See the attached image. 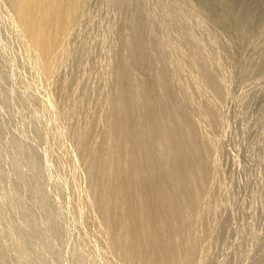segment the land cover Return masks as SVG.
Returning a JSON list of instances; mask_svg holds the SVG:
<instances>
[{
  "label": "rangeland",
  "instance_id": "374dc122",
  "mask_svg": "<svg viewBox=\"0 0 264 264\" xmlns=\"http://www.w3.org/2000/svg\"><path fill=\"white\" fill-rule=\"evenodd\" d=\"M144 1L146 2H144L145 7L143 2V5H141L143 8L138 5L141 0H123L124 3L121 0H87L88 4H84L82 8L84 10L78 18L72 32L73 34L70 35L71 37L69 36L70 39L68 38L69 42L66 44L65 56H62L61 66H58L59 72L57 68V73H55L58 77L53 75L49 80H53L52 84H50L47 82L45 73L41 71L38 58L33 55L35 54L34 51L32 52L33 49L29 46L24 34L19 29L8 0H0V253L2 254L3 252L0 255V264H125L120 247L111 238L112 228L104 223L98 212L100 198L109 197L110 192L107 188L101 189L98 186L102 165L101 147L90 141H92V138L96 139L97 135L99 137L102 136L100 130L104 129L106 114H108L109 108L111 110L110 101L112 100L113 92L115 93L117 89H122L123 87L122 80L114 78L121 71V68L124 69L129 62L132 69L128 65V70H132L134 77L137 80L141 79L142 83H144L138 85L141 92L147 95L150 94L156 99H160L162 96L159 92L156 94L155 90V76H157V71L161 72L162 69L160 67L161 69L158 70L160 65L163 66V72H165V67H168V65V69H170V65H176L175 67L173 65L176 71L184 67L185 72L182 70L184 73L180 69L178 73L171 71L172 67L168 73L167 70L165 72L168 74H165L167 75V81L174 88L178 89L176 86L179 80H175L180 79L182 76L183 78H181L179 84L182 85L183 83L184 85H179L180 88H184L185 85L189 86V88L188 86L185 87V90L183 88L180 89L184 90V94L181 93L182 95L180 96L174 93L173 100L177 102L178 97L182 101L183 97L187 96V99L183 100L186 104L183 101V103L179 101L178 104L181 103L186 106L187 100L190 99L188 97L192 98V95L196 92L193 98L197 97L198 92H202L200 90H204L206 93L209 91V94H212L214 85L217 89L216 91L215 86L213 87L214 91H216L214 92L215 98L212 95L211 99H205L206 94L203 96L204 92H202L201 95L199 94L200 96L194 98L196 99V106L193 102L194 99L188 101V104L191 105L193 103V106H186V108L184 106L185 110L189 109L186 112L189 113L191 111V115L194 116L191 117L189 113L190 118H194V120L197 118L194 121L195 123L200 121L197 126H203L202 130L199 128L200 132L198 134L200 135L201 133L200 138L208 136L209 140H207L210 141L209 143L204 140L207 137L202 138L201 142L205 148L207 146V149L210 146L208 156L211 152L212 156L211 160L209 156V162L211 163H209L210 173L208 171L209 175L207 184H205L204 194L195 207L193 225L188 229L179 247V257L182 263L264 264V37H262L264 28L259 27L262 30L261 33L260 29L257 31L258 20L253 25L255 28L251 27L253 28L252 31L256 29L255 33L257 34L254 37L252 35L254 40L250 36L252 40L248 39L250 37H246L247 42H244L249 45V42L253 41L255 45L250 42L249 46L258 48L255 47L253 49L252 47L249 49L250 47L246 45L250 51L248 52L246 47L240 45L235 48L231 47L232 44L230 43L232 42L228 37V39L222 37V41H220L221 38L217 40L221 36H217L214 33L218 32L219 27L214 24L215 27L211 21L212 24L210 25H213L215 29L208 25L210 22L207 23L209 21L207 20L208 18H205L207 15L206 13H204L206 16L203 14L205 17L201 15L203 12H199L201 10L199 9L200 4L196 2L197 0ZM189 1H192L194 5H199H191L192 2L190 3ZM257 5H259V8L264 7V0L262 2L260 0ZM139 7L141 9L140 16H138L139 10H137ZM148 7L151 8L148 9ZM141 12H145L149 18L144 16L143 13L141 15ZM168 12H173L174 14ZM169 14L170 16L168 17ZM175 14L180 16L178 15L177 17ZM132 15L139 18L142 16L143 22L140 20L141 18L136 17L138 24L140 22L142 24L144 21L148 23L144 17L150 20L148 24L144 23L143 31H141L142 34L146 32V36L143 34L146 38L142 35V41L144 40L142 45L145 43L144 45L147 48L144 45L143 47L153 56L151 57L147 52L148 60H151H147L150 65L146 61L147 65L146 63L143 65L141 63L139 66L138 63L140 61L137 59L139 57L136 58L137 60L134 58L140 55L138 51L136 52L138 55L135 53L137 50L134 47L135 44L133 45L132 43L131 45V41L130 43L128 42L127 44L132 47L130 46L127 49L129 46L125 44L127 45L125 47L122 42H125V40L126 42L127 40L134 42L133 39L136 40L135 36L138 33L137 29L139 27V29L142 28V25H139V27L135 26L137 25L136 18L133 19ZM128 16H131L136 22L135 25V22L131 21V17L129 19ZM199 16L201 19L203 18L205 23H202L201 19L199 20ZM157 17L160 19L158 22L154 21L158 19ZM173 17L177 18V20ZM181 19L184 21L182 26L190 23L189 26L186 25L184 31L183 27H177L185 32L183 35L178 33V29H173L174 23L176 25H179L180 21L182 23ZM127 20H130V22ZM175 20L176 22H174ZM188 20L189 22H187ZM191 24H193L192 26L195 30L198 26L200 28H198L199 33L196 31L200 35H196L195 30L192 34V31L187 30L192 38L193 35L199 36V38L197 37L198 39L194 36L193 39H197L194 43H192L193 39L189 38V34L185 30L191 29ZM202 24L205 27L209 26L208 30L205 27L203 29L204 25L202 26ZM200 26H202V31L210 32L212 29L213 33L202 32ZM154 27L157 28L155 29ZM250 30L248 32L253 34L254 31L252 33ZM129 32L132 33V36ZM127 33H129V37ZM208 33L214 35V38L217 36V38H212V35L209 37ZM184 34H186V41L182 42L185 39ZM123 36L125 37L122 40ZM157 41H159L158 43L161 42L160 45L163 49H158L160 45L157 46ZM258 41H260V44ZM162 43L165 48H169L170 52L172 50V57ZM186 43L189 45V49ZM189 43H192L193 47L191 46L190 48ZM151 47L152 50L150 49ZM230 47L236 50L232 49L234 50L232 51ZM182 48L187 50L184 51ZM244 48L247 51L244 50L245 52H243L242 49ZM130 49L134 52L129 54L131 52ZM154 49L159 50L158 52L160 53L162 52L161 50L165 49L168 53L164 50L165 55L161 54V57L159 53L156 52L157 55L154 53L160 57L158 58L152 54L156 51ZM181 53L187 58L182 57ZM128 54L130 56L134 54L135 56L132 55L133 59L137 62H132L133 59ZM174 55L178 58H175L176 56ZM199 55L204 59L199 58ZM221 55H223V59L220 58ZM162 56L163 61L161 60ZM88 57H92L90 58L92 61L93 58L97 59V66L96 64H94L96 67L93 66L96 69L97 67L99 68V64L101 65L102 62L106 61L97 70L102 73L97 72L96 69L94 70L92 66L90 67L91 61L87 63ZM126 57L130 60H127ZM169 57L171 62L164 60ZM179 57L186 60L183 63H186L187 68L186 65L182 66L183 63L176 64L177 59L180 63L181 59ZM172 58H175L174 60L176 61L172 60ZM122 59L127 61L126 65L122 66L119 64L118 61L121 60L120 63H122ZM223 60L225 62H222ZM96 61L92 62V64L96 63ZM187 61L191 64L189 68ZM220 62L225 63L226 66L224 65V67ZM177 65L178 67L180 65V67L178 68ZM101 67L104 69L101 70ZM105 70L107 72H110V70L114 71L108 74ZM170 71L173 74L177 73L175 76L170 75L175 80L170 78ZM186 71H189V74L192 72L191 74L193 75H189L192 80L190 84L188 83L190 77L187 79L188 73ZM89 72L96 74H93V78L95 76L97 78V74L100 75L97 78L98 81L96 80L94 83L93 81L95 80L92 78L91 80L88 79L92 77V75L88 76L91 74ZM83 73L88 74L87 77L86 75H84L85 77L82 76ZM181 73H187L185 78ZM195 75L197 78L200 75L199 79L203 77V80L200 81L202 84L209 85L211 89L206 91L208 86L205 88L204 85L201 89L196 84L200 89L198 91V87H196L195 90L197 91H194L193 88L197 79L194 78ZM54 76L57 78H54ZM101 76L105 77V81L108 82L106 83L104 78H100ZM108 77L113 80H107ZM84 78L90 80L86 79L88 82H92L88 84L94 85L89 86ZM100 79H103V81L101 80L102 82L99 83ZM198 80L196 83H199ZM185 81L186 83H184ZM82 83L86 86L84 87ZM76 84H80L84 88L87 87V89L89 86L90 90L83 88L84 90L82 91L81 86L79 87ZM75 85L77 86L76 88H81V93L78 92L80 91L79 89H75ZM95 85H99V87ZM191 85H193V88ZM95 89L98 90L96 91ZM85 90L89 93L87 91L84 92ZM186 90H189L188 93H190V90L191 93H195L190 95ZM179 91L178 93L180 94ZM79 93H85V95L87 93L88 96L86 95L85 97L83 95V98ZM175 95L176 97L178 96L177 99L174 97ZM88 98V103L94 106L91 107V105L89 106L88 103H85ZM216 98L217 100L214 102ZM205 100L206 104H210L213 100L212 105L215 103L217 106L214 104L215 108L212 105L210 108V105L207 106L203 103ZM208 100L211 101L209 102ZM124 101L123 97L119 98V108L122 109ZM189 102L192 103L190 104ZM102 103L109 105V108ZM98 104L99 106L100 104L102 105L100 106L103 110L102 113L99 106L97 108L95 106ZM78 106H84L83 109L81 108L82 111ZM85 106L87 107V112L95 111L99 118L101 117L99 119L98 116H92V114L94 115L93 112L91 114L85 113L88 114L85 115L87 116L86 121L89 119L88 125L92 123V121H89L93 120V118L99 119L96 122H98V125L101 124V126H98L95 123V119L93 120L92 128L95 127L96 131L89 129V134L93 135L88 138L84 137L85 132H83L85 130L86 132L88 131V129L84 128L87 124L84 120L85 116L82 115L85 112L84 108L86 110ZM198 106L200 107L198 108ZM201 106L202 108L204 106V110L207 109L208 111H202ZM104 107L106 111L103 109ZM196 107L200 110H197ZM192 108L195 110L192 111ZM158 109L159 111L162 110L163 106L159 104ZM214 109H218L216 110L218 113H214L217 114L216 116L219 117V120L213 115ZM73 110L74 112H72ZM207 112L211 113L210 118ZM134 114L139 120L144 118V112L140 107L136 109ZM77 115L84 116V118L81 116L83 120L80 119V116L77 119ZM89 115L93 118L91 119ZM214 118L218 122L214 121L215 124L214 122L211 124L210 121L215 120ZM79 119L80 123L78 124L80 125L77 124ZM102 123H104V126H102ZM79 128L84 130H81V132ZM89 128H91L90 125ZM196 128L198 131V127ZM203 131L204 134L206 132V135H203ZM116 134L121 136L120 131H117ZM94 135L96 137H93ZM213 148L215 149L214 152L210 150Z\"/></svg>",
  "mask_w": 264,
  "mask_h": 264
},
{
  "label": "bare ground",
  "instance_id": "6f19581e",
  "mask_svg": "<svg viewBox=\"0 0 264 264\" xmlns=\"http://www.w3.org/2000/svg\"><path fill=\"white\" fill-rule=\"evenodd\" d=\"M86 1L87 0H8L9 6H11L10 8H12V11H13L12 13L15 16L17 25H18L19 29L22 31V33L24 34L25 39L29 43V46L33 49L32 52L34 51L35 54H33V53L32 54L36 58H38L37 60H39L38 62H39V66L42 69L41 71H43L45 73V76L47 77V82H49L50 84H52L51 82L53 80H51V81H49V80L51 77H53V75H56L58 77V75L55 73H57L56 72L57 68H58V72H59L58 66H61L60 64L62 61V56L63 57L65 56L64 53H66V48H67L66 44L69 42L68 41L70 39L69 36L71 34H73L72 32H73L75 25L77 24L78 18L80 17L82 11L84 10V9H82L84 4H88ZM124 1H126V0H124ZM259 1L260 0H197L196 2H198L200 4V5L199 4L198 5L200 6L199 9L201 11H199V10L198 11L203 12L202 14L201 13L200 14L203 15L204 13H206L207 17H205L206 16L205 14H204L205 16L204 15L203 16L205 18H208L207 20H209V21H207V23H209L211 21L213 23V25L215 24L216 26L219 27L218 32H216L217 29L214 30L217 33V34L214 33L215 35L221 36L218 38L216 36L217 40H219V38H221L220 41H222L223 40L222 37H224V39L228 37L229 39H231V42H232V43H230V44H232L231 47L235 48V47H238V45H240L242 47H246L247 44H245V42H244L247 40L246 37H250V36L252 37V35L254 37V35L257 34V33H255L256 29L253 30L255 34L252 31V29L255 28L253 25L257 22V20L259 22L256 25V27L258 26L257 31H259V29L262 27L264 28V7L263 6L261 8L258 7L259 5H257V4H259ZM102 2H104V1H102ZM121 2H123V0H121ZM142 2L144 4L145 1L141 0V3L139 2L140 4H138V3H136V4L141 6V5H143ZM187 2H185V3H187ZM261 2H262V0H261ZM180 3H182V2H180ZM125 5H123V6H125ZM170 5L172 6V4H170ZM191 5H194L193 2ZM196 5H194V6H196ZM141 7H143V6H141ZM144 7H145V4H144ZM84 8H86V7H84ZM133 8H135V7H133ZM150 8L148 7V9H150ZM160 8H161V6H160ZM152 9H151V11H152ZM163 9H164V7H163ZM163 9H160V10L164 11ZM185 9H186V6H185ZM196 9H198V7H196ZM137 10H139L138 11V14H139L140 10H141L140 7ZM142 10H144V9H142ZM182 11H184V10H182ZM149 12H150V10H149ZM130 13H132V12H130ZM142 13L144 14V16L149 18V16H147V14H145V12H141V15H142ZM168 13H171V12H168ZM135 14H137V13H135ZM162 14H163V12H162ZM162 14H160V15L162 16ZM179 14H175V16L177 15V17H178ZM189 14H188V16H189ZM156 15H154V16H156ZM186 15H187V13H186ZM138 16H140V14ZM138 16L134 17V15H132L133 19L136 17L139 18ZM169 16H170V14L168 15V17ZM200 16H199V20L201 19ZM130 17H129V19H130ZM132 17H131V21H134L132 19ZM137 18L135 19L136 22H137ZM148 18L144 17V19L145 20L147 19V22L149 23L150 20H148ZM150 18H152V17H150ZM157 18L159 19V17H157ZM171 18H172V16H171ZM173 18L177 20V18H175V17H173ZM158 19L154 20V21H157V22L160 21V19L159 20ZM167 19L169 20V18H167ZM174 19H172V20H174ZM196 19H197V15H196ZM140 20L143 22L142 18ZM176 20L174 22H176ZM201 20H202V23H205V22H203V18ZM127 21L130 22V20H127ZM205 21H206V19H205ZM136 22L134 23V25L136 24ZM174 22H172V23H174ZM187 22H189V20ZM211 22L208 25L211 26L212 28H214L213 25H210V24H212ZM144 23H146V22L144 21ZM144 23L141 24V22H140V24H138V22H137V25H135L138 27H139V25H142L141 29H139L140 27L139 28L137 27L139 30L137 29L138 33L136 32L137 33V35L135 36L136 40H134L131 37L132 33L129 32L131 35L130 38H132L135 43L132 42V40H127V42H126V40H125V42L122 41L124 43V45L127 44L128 42L130 43V41H131V43H130L131 45H132V43H133V45L135 44L134 47L137 50L135 51L134 48H133V50L135 51V53L138 51V53L140 55H138V53H136V55H138V56H135L134 54H132V55L135 56L134 57L135 59L137 57H139V58H137L138 61H140V63H138V65L141 63H142V65L145 63L147 65V62L151 61V60H148L147 55H148V53H149V55H151V54L146 49L147 47L144 45L145 43L143 45L146 48L143 47V45H142V42L144 41V40L142 41V35L143 34L145 35V33H146L145 31H144L145 33H143V34L141 33V31H143L142 29H143ZM148 23H146V24H148ZM199 23H200V21H199ZM199 23H196V24L201 25ZM182 24L184 25L183 20H182V23L180 21L179 25H176L174 23V25H173L174 27L173 26L172 27H173V29L174 28L178 29L177 27L180 26L181 28L183 27L182 29L184 31V28H186V25H188V26L190 25V23H188V24L186 23L185 26H182ZM175 25H176V27H175ZM192 25L193 24H191V26H190L193 28V29L191 28L192 30L190 28L185 29V30L186 31L187 30L192 31L191 34L196 32V31L198 32L200 29L199 26L195 30ZM203 25L204 24H202V26ZM130 26H131V24H130ZM202 26H200L201 31L204 29L205 25L203 26V29H202ZM252 26H253V28H251ZM208 27L206 26L205 28L208 30ZM250 28H251V30H250ZM182 29L181 30L178 29V33H182L181 35H183V33H185L182 31ZM209 29H211V28H209ZM179 30H180V32H179ZM249 30L252 31L253 34H251V32L249 33L248 32ZM188 31H187V33H188ZM261 31L262 30L260 29V33H261ZM263 31H264V29H263ZM197 32H196V35L199 33V32L198 33ZM202 32H204V31H202ZM207 32H209V31H207ZM207 32L205 30L204 33H207ZM210 32L213 33V30L211 29ZM129 33H127V36L129 35ZM209 33H208V36L210 37L212 34H209ZM186 34H184L185 37L184 36L183 37L185 39L183 41L181 40L182 42L186 41ZM191 34H189L190 39H193L194 36H195V38H197V37L199 38V36L196 37V35H193V38H192L190 36ZM248 34H250V35H248ZM198 35H200V34H198ZM205 35H207V34H205ZM145 36H144V38H146ZM212 36H213L212 38H214V35H212ZM124 37L125 36L122 37V40ZM181 37L182 36H180V38ZM251 37L248 39H251ZM253 37H252V39H253ZM262 37H264V35ZM187 38H188V36H187ZM216 38H214V39H216ZM258 38H257V40H258ZM181 39H183V38H181ZM196 40L193 39L192 40L193 42L192 41H189V42L194 43V41L196 42ZM187 41H188V39H187ZM158 42L159 41H157V43ZM250 42L254 43V45H255V42H253V41H250ZM250 42H249V45H250ZM258 42L260 44V41H258ZM160 43H158L157 46L160 45ZM187 43H186V46L188 45ZM192 43H189L190 48L193 45ZM242 43H244L243 45H245V46H243ZM130 44L129 45L127 44L129 46V47H127V49L130 48V46H131ZM127 45H125V47ZM162 45H163V43H162ZM249 45H247V46H249ZM186 46H185V48H187ZM240 46H239V48H240ZM154 47L156 48V46H154ZM163 47L165 48L164 45H163ZM231 47H230L231 50L234 49ZM252 47L253 46H251L249 49H251ZM255 47H253V49ZM260 47H261V45H260ZM159 48L163 49V48H161V45H160V47L158 46V49ZM223 48L226 49L227 47H223ZM256 48H258V47H256ZM131 49H130V51H131ZM150 49L152 50V47ZM150 49H149V51H150ZM165 49H167V47ZM182 49H184V48H182ZM188 49H189V45H188ZM249 49H248V52H250ZM133 50L131 52H129V50H128L129 54L134 52ZM155 50L156 49H154V51ZM164 50H161L162 51L161 53L158 52L159 50L158 51L156 50L152 54L157 52L160 54L159 56L161 57V54L165 55V52L168 53L169 48L167 49L168 51L165 50V52H164ZM185 50H187V49H184V51ZM234 50H236V49H234ZM234 50H232V51H234ZM242 50H243V52L247 51V50H245V48ZM184 51H183V53H184ZM171 52H172V50H171ZM171 52L169 51V54H171V57H172L173 53H171ZM157 53H156V55H157ZM240 53H241V49H240ZM247 53H245V54H247ZM169 54H167V55L169 56ZM132 55L131 56L129 55V56H130V58L133 59ZM201 55L205 56L203 54H201ZM159 56H156V57L160 58ZM163 56H162L161 60L163 59ZM174 56H176V55H174ZM222 56L223 55H221L220 58H222ZM151 57H153V56L151 55ZM151 57L149 56V58H151ZM182 57L185 58V56H183V54H182ZM90 58H92V57H90ZM90 58H89V60H87V63H88V61H91L90 67L91 66H92V68L96 67L97 66V61H96L97 59L95 60V58H93V61H92ZM175 58H178V57L176 56ZM199 58H201V56ZM170 59L171 58L169 57L168 59H164V60L169 61ZM174 59L172 58V60H174ZM182 59L180 60V63H179L178 59H177V61L176 60H174V61L177 62V63L175 62L176 64H181V63H183V61L184 62L186 61L185 59H183V60ZM94 60L96 61V63L92 64V62H95ZM122 60H123L122 63H120L121 60L118 61L119 64H121L122 66L126 65L127 61L124 59H122ZM127 60H130V59L127 58ZM136 60L133 59L132 62H134ZM159 61H160V59H159ZM167 61H166V63H167ZM104 62H106V61H104ZM104 62H102L101 65L99 64V68L98 67H97V69L94 68V70L96 69V71H97L98 69H100V66H102ZM132 62H131V64H133ZM169 62H171V61H169ZM222 62H225V61L223 60ZM222 62H220V63H222ZM129 63H127V65L124 67V69L121 68V71L119 73H117V75L115 74L117 78L114 76L115 77L114 79H116V80L121 79L122 80L123 87H122V89H117L115 91V93L113 92L112 100L110 101L111 110L109 108V105L107 106L106 104L102 103L103 105H106L110 110V112H109L108 108L106 107L108 110V114H106L105 126L103 125L104 123H102V126H104V129H102L103 133L100 130V133L102 134V136L99 137L97 135V137H98V139H97V137L94 135L93 137H96V139L92 138V141H90L91 140V138H90V140H89L92 143L94 142L95 145H99L101 147L102 165L100 168V175H99L100 181L98 183V186L101 189H103L105 187L110 192L109 197L100 198L99 205H98L99 206L98 212L100 213L101 218L104 221V223L106 225H109L112 228L111 238L120 247L121 254L123 256V261L125 264H183L182 261L180 260V257H179V249H180L179 247H180V244H182L184 237L187 234L188 229L191 228V226L193 225V222L195 219V214H194L195 213V207L199 203L200 198H202L201 196L204 194L205 184H207L206 182H207L208 175H209L208 171L210 173L209 156H210V160H211V156H212L211 155L212 152H211V154L209 153L210 155L208 156V152H210V151H208L210 146L207 149V146L205 148L203 146V143L201 142V139L202 138L204 139L205 136L204 137L202 136L200 138L201 133H200V135L198 134V132H200L199 128H201V130H202L203 126L202 125L197 126V123L198 122L200 123V121H197L195 123L194 121H196L197 118L195 117L196 120H194V118H190L188 114L190 113V115H191V111H189V113H187L186 111L189 109L185 110V108H186V106H193L192 105L193 103L191 102L192 103L191 104L189 102L191 104V105H189L188 101L191 99L193 100L194 98H197L198 96L201 95L202 92H204V90H200V91H202L201 93L198 92L200 95L197 94V97L195 96L193 98V96L196 95L197 92L191 93V90L193 91V89H194V91H197L198 89H200V87L202 89V86H204V85H205L204 86L205 88H207V86H208L206 91H208V89H211V88H209V85L202 84L201 81L203 80V77L201 79H199L200 75L198 76V78L195 75L194 78H197L196 82L199 79L198 80L199 83H196L194 81L195 86L193 88L192 86L194 85V83L192 82L193 85H191V87L193 89L191 88L190 93H188L189 90H186V92L190 95H192L194 93L195 94L192 95V98L190 96L188 97L190 99L187 100V105L186 106L184 105L185 106V108H184L183 104H181V103L178 104V102L180 101L178 96L182 95L181 93L184 94V90H185L184 88L187 87L188 85L187 86L185 85L184 88L183 87L180 88V86L184 85L183 83H182V85L179 84L180 80H181V78H183V76L177 80H175L173 77H171V76H175V74L177 75L178 70L180 69L179 68L180 65H179V67L177 65V67L179 68L177 71L174 68L176 65H174L173 63L172 64L174 65V67H173V65L172 66L170 65V69H168V67H169V65H168V67H165L166 69L164 68L165 72L167 70V73L169 70H171V67L174 69V70L172 69L171 71L177 72V73L173 74L170 71L169 76L171 75L170 78H173L175 81L179 80L178 85L176 84L177 82L175 83L177 86L174 84L176 87H178V89L174 88L171 85V83H169V81H167L166 76L168 74L163 72L164 71L163 66H161L160 64H159L160 66L158 65L159 66L158 70L161 69L160 67H162V69H161V72L157 71V76H155V79H156L155 80V82H156L155 90H156V94L159 92V94H161L162 96L160 97V99H156V98H154V96H152L150 94L147 95V94H143L141 92L140 87L138 85L140 83H142L143 81L140 79L141 82H139L140 80L138 79L139 80L138 81L136 79V77H134V75L132 74L133 71L131 70L132 71L131 72L128 70L127 66L129 65ZM148 63H149L148 65H150V62H148ZM152 63H154V62L152 61ZM163 63H162V65H163ZM187 63H188V68H189L190 67L189 65H191V64H189L188 61H187ZM94 64H96V66ZM134 65H135V63H134ZM183 65L185 66L186 63H183L182 66ZM224 65L226 66L225 63L223 64V66ZM129 66H131V65H129ZM101 68H102L101 70L104 69L103 67H101ZM181 68L182 69H180V70L181 71L183 70L185 72V70L183 69L184 67H181ZM186 68H187V65H186ZM86 69H88V68L86 67ZM130 69H132V66ZM190 70H191V68H190ZM96 71H95V73L99 72V71H97V72ZM105 71L107 72V70H105ZM113 71L110 70L111 73ZM84 72H86V71H84ZM110 72L108 71L107 73L110 74ZM186 72L188 73V75H187V73L186 74L181 73V74L184 75V78L186 75H187V79H188V77H190V81L189 82L187 81L190 84L192 81L191 76H193V75L191 74L192 73L191 71H190L191 76H189L190 75L189 71H186ZM99 73H102V72L100 71ZM103 73H105V72H103ZM89 74L90 75H88V74L87 75L89 77L92 75V77H90L88 79L91 80V78H92L93 80H95V81H93L94 83L96 82L97 78L100 76L97 74L98 77L95 78L96 77L95 76L94 77L95 79H94L93 78L94 72H93V74H92V72H89ZM105 74H104V76H105ZM165 74H167V75H165ZM84 75H86V73L82 74V76H84ZM87 75H86V77H87ZM94 75H96V74H94ZM45 76H44V78H46ZM56 76H54V78ZM178 76H180V75H178ZM178 76H177V78H179ZM105 77L101 76L100 78H104V81H105ZM109 77L107 78V80L111 79ZM54 78H52V79H54ZM84 79L86 80L87 78H84ZM87 80H86L87 84L92 83V82H88L90 80H88V81ZM101 80L103 81V79H100L99 83L102 82ZM111 80H113V79H111ZM111 80H109V81L111 82ZM205 80H206V78H205ZM171 81H173V80H171ZM175 81H173V82H175ZM54 82H55V80H54ZM105 82L107 83L108 81H105ZM84 83H85V81H84ZM184 83H186V81ZM58 84H59V81H58ZM142 84H144V83H142ZM196 84H198V86H200V87L196 86ZM76 85L77 86L79 85V87L81 86L80 84H76ZM76 85H75V89H79V88H76L77 87ZM82 85H83V83H82ZM88 85L90 86L92 84H88ZM83 86L85 87L86 85H83ZM83 86H81L82 91L84 89H87V87L84 88ZM89 86H88V89H89ZM95 86H97V85H95ZM97 87H99V85ZM196 87H198L197 90H195ZM213 87H212L213 93L210 92L212 94H209V91L207 93L204 92L202 94L203 96H204V94H206L205 99L206 98L211 99L212 95L214 96V92H216L217 89L215 86L214 88L216 89V91H214L215 89ZM81 88L79 89L80 91H78L80 93H81ZM172 88H173V90H172ZM182 88L184 90H180ZM188 88H189V86H188ZM91 89H93V87H91ZM174 89L176 91L180 90L179 91L180 94L178 93V91L176 92ZM87 90H85L84 92H86ZM174 93L178 94V96H177L178 99L176 97L177 94L174 96L178 100V102L173 100ZM187 93H185V94L187 95ZM208 94L211 96L209 97ZM216 94H218V93H216ZM80 95H82V97H83V95L85 97H86V95L88 96L87 93H86V95H85V93L80 94ZM207 95H208V97H207ZM121 97H123L125 100L122 109L119 108V106H118V101H119V98H121ZM182 97H180V98L181 99H183V98L187 99V96H185L186 98L185 97L182 98ZM214 98H215V96H214ZM82 99L80 100V103H81ZM195 100L196 99H194L193 102H194V105L196 106L197 104H195L196 103ZM216 100H217V98L214 99V102ZM182 101H180V102H182ZM88 102H89V98L87 99V102H85V103H88ZM175 102H177V103H175ZM183 102H185V101H183ZM205 102H206V100L203 103H205ZM82 103H84V102H82ZM85 103H84V105H85ZM212 103H213V100L210 104H206V105L207 106L210 105L209 107L211 108ZM88 104H89V106L91 105V107L94 106L90 103H88ZM159 104H161L163 106V109L160 111L158 109ZM184 104H186V102ZM78 105H79V103H78ZM80 106H82V104H80ZM80 106H78V108ZM95 106L97 108V106H99V104L95 105ZM100 106H102V105L100 104ZM100 106H99V108H100ZM83 107H80V109L81 108L83 109ZM139 107L144 112V118L142 120L137 119L135 117V114H134L136 109H139ZM199 107L200 106H198V108ZM93 108H95V107H93ZM189 108L191 109V107H189ZM198 108H197V110H200ZM201 108H202V106H201ZM82 109H81V111H82ZM103 109H105V107ZM202 109H201L202 111L207 110L206 108H205L206 110H204V106ZM75 110L77 111L76 106H75ZM97 110H99V109H97ZM97 110H96V112H97ZM193 110H195V109L192 108V111ZM214 110L215 111L212 110L213 113L214 112L216 113L217 112L216 110H218V109H214ZM84 111L85 112L82 115H84V116L88 115V114H85L87 112V107H86V110L84 108ZM88 111H89V108H88ZM102 111L103 110L100 108L101 113H102ZM105 111H106V109H105ZM105 111H104V114H105ZM72 112H74V110ZM90 112L92 113L93 111L91 110ZM100 112H97V113H99V115L102 116V114H100ZM87 113H89V112H87ZM91 113H89V114H91ZM93 113H94V115L92 114V116H98L95 113V111ZM215 113L213 115H215V118L218 119L219 117H217L216 116L217 114H215ZM207 114L209 117L211 113L207 112ZM77 116H78L77 117V119H78L80 115H77ZM81 116H80V119L83 120L84 116H82L83 118ZM86 117L87 116H85V118H84L85 121H86ZM191 117H194V116L191 115ZM212 117H214V116H212ZM92 118L93 117H91V119ZM98 118H99V116H98ZM80 119H79V122L77 121V124L80 123ZM94 119L95 118H93V120ZM102 119H103V117H102ZM88 120L86 121V124L88 123ZM93 120H90L89 122L92 121V123H94ZM98 120H97V118L95 119L96 125H98L97 124L98 122H96ZM104 120H105V118H104ZM85 121H84V123H85ZM207 121H210V120H207ZM214 121H216V119L213 121L211 120L210 123L212 124V122H214ZM216 122H218V121H216ZM92 123L91 124L89 123L91 128H89L88 124H87L88 128H86L87 126L85 125L86 127H84V128L88 129L87 132H86V130L83 131L84 129H82L83 128L82 124H81L82 128L81 129L79 128V131L82 130L83 132H85L84 133L85 138L91 137L90 135H93V134H89L90 133L89 131L91 129L95 128V127L92 128V125H93ZM214 124H215V122H214ZM78 125H80V124H78ZM96 125H94V126H96ZM99 125L101 126V124H99ZM81 126H79V127H81ZM196 127H198V131H197ZM101 128H103V127H101ZM117 131L121 132V136H117V134H116ZM91 133H92V131H91ZM100 133H97V134H100ZM202 133H203V135H206V132H205V134H204V131ZM206 137H205L206 139H204V140L208 141L209 138H208V136H206ZM209 142L210 141H208V143ZM204 143H205V141H204ZM206 144H207V142H206ZM210 150H212L214 152L215 149L213 148ZM2 254H3V252H2ZM2 254L0 253V255H2Z\"/></svg>",
  "mask_w": 264,
  "mask_h": 264
}]
</instances>
